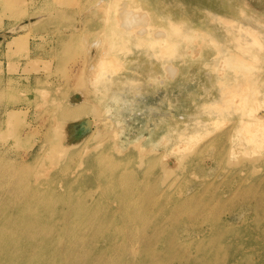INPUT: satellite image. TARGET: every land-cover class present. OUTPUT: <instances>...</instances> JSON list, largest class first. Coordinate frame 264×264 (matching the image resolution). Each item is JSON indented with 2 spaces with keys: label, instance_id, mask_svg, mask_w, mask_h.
I'll return each instance as SVG.
<instances>
[{
  "label": "rangeland",
  "instance_id": "1",
  "mask_svg": "<svg viewBox=\"0 0 264 264\" xmlns=\"http://www.w3.org/2000/svg\"><path fill=\"white\" fill-rule=\"evenodd\" d=\"M147 1L0 0V165L9 168L20 158L28 161L27 172H55L52 163L86 170L91 168L88 162L76 163L73 152L83 150L84 155L108 149L119 162L132 155L133 167L154 174L148 176V184L154 183L158 192L173 199L197 193L208 196V205H216L236 191L237 178L243 179L246 172L236 178L228 175L231 168L217 163L203 172L196 168L210 164L211 156L218 152L216 145L204 148L212 135L230 128L234 120L264 116V47L247 46L249 57L235 64L231 45L221 43L218 48L210 44V29L206 34L201 24H186L179 34H172L162 16H151ZM259 16L264 17V10ZM252 23L262 36L259 31L264 27ZM240 34L245 35V29ZM17 35L21 36L15 40ZM133 38L140 40L131 41ZM137 42L139 50L132 46ZM233 85L235 93L246 92L247 97L223 115L231 119L226 123L219 120L212 130L189 140L188 111L200 109L202 104L217 108L214 103L219 94L227 98ZM167 92L166 100L155 99ZM257 122L262 123L263 136L252 134ZM235 130L225 144L252 155H236L232 169L243 158L253 157L256 148L264 150V119L254 120L250 126L237 123ZM243 140L247 146L240 145ZM42 143L39 154L33 153ZM118 146L123 150L116 153L113 148ZM139 148L165 167L152 169L148 158L140 163ZM52 149L57 152L50 154ZM241 166L237 169H245ZM255 171L264 174V159ZM163 172H168L165 178ZM204 172L215 182L217 194L206 185ZM176 189H181L180 194L173 193ZM172 204L174 200L168 205ZM255 207V203H247L231 220L241 237L238 256L243 260L264 259V237L258 231L264 226V217L255 215ZM253 228L257 233L252 236ZM195 234L201 235V231Z\"/></svg>",
  "mask_w": 264,
  "mask_h": 264
},
{
  "label": "bare ground",
  "instance_id": "2",
  "mask_svg": "<svg viewBox=\"0 0 264 264\" xmlns=\"http://www.w3.org/2000/svg\"><path fill=\"white\" fill-rule=\"evenodd\" d=\"M157 1H147L151 16H162L172 34H179L186 24H201L205 33L208 31L206 34L211 30L210 44L213 42L218 48L221 43L231 45L235 64L238 59L249 57L245 54L247 46L264 47V28L259 36L252 23L264 27V17L259 16L260 10H264V0ZM196 8L204 10L199 12ZM30 21H34L33 18ZM243 29L246 36L240 34ZM256 35L259 40L255 39ZM19 36L14 39L18 40ZM122 38L123 43L125 37ZM136 40L140 39L131 41ZM138 43H132L137 50L141 48ZM140 55L144 54L140 51ZM235 89L233 85V93L228 91L227 98L219 94L215 109L202 104L200 109L188 111L185 118L190 120L186 130L189 140L212 130L219 120L224 119L226 123L231 119L223 115L232 112L233 105L247 97L246 92L240 95ZM167 96L168 92L155 99L161 102ZM259 118L264 119V116L234 120L230 128L212 135L204 144V148L216 145L219 149L211 156L210 164L197 166L198 171L203 172L217 163L231 168L228 175L232 177L246 172L243 179L237 178L236 191L216 205H208L205 202L208 196L202 198L197 193L173 199L166 192H158L155 184L149 185L147 180L154 174L133 167L132 155L124 156L119 162L116 154L108 149L92 150L84 155L83 150L73 152L76 163L88 162L91 168L86 170L77 171L74 166L61 163L58 167L57 163H52L57 168L55 172L42 173V169L27 172L24 167L28 161L20 158L9 168L0 165V264H264L261 256L252 261L238 256L242 249L241 237L237 236L231 222L247 203H255V215L264 217V174L255 173V166L263 162L264 150L256 148L253 157L243 158L239 163L245 169H237L241 165L232 169L236 155L252 153H240L234 145L225 144L226 137L234 128L237 130V123L250 126ZM6 120L9 122L10 116ZM257 123L252 134L263 136L262 123ZM249 136L250 133L245 137ZM243 142L240 145L247 146ZM43 147L44 143L33 153L39 154ZM120 148L113 150L117 153ZM56 152L57 149L49 151L50 154ZM145 152L140 148L136 152L140 163L151 156ZM1 155L4 157V153ZM149 161L152 169H163L166 165ZM167 174L162 173L164 178ZM203 174L206 185L217 194L215 182L208 179L205 172ZM180 190L173 193L180 194ZM172 200L175 204L168 205ZM197 230L201 235L195 234ZM258 231L264 237V226ZM256 233L253 228L249 235Z\"/></svg>",
  "mask_w": 264,
  "mask_h": 264
}]
</instances>
